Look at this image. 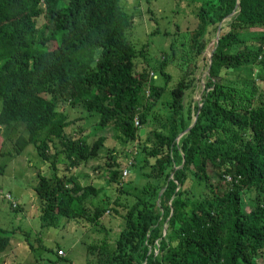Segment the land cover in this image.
<instances>
[{
  "label": "trees",
  "instance_id": "trees-1",
  "mask_svg": "<svg viewBox=\"0 0 264 264\" xmlns=\"http://www.w3.org/2000/svg\"><path fill=\"white\" fill-rule=\"evenodd\" d=\"M120 2L0 0V157L31 146L49 161L33 186L42 226L98 224L109 209L121 219L113 242L106 232L87 247L96 264H264V0H184L194 17L157 58L130 38L135 15ZM86 123L135 147L123 167H138V187L121 185L113 149L102 163L129 200L87 208L100 189L70 169L96 160L106 138ZM0 197L23 209L9 191ZM8 234L0 226V254ZM54 254L45 264L69 261Z\"/></svg>",
  "mask_w": 264,
  "mask_h": 264
},
{
  "label": "rangeland",
  "instance_id": "rangeland-1",
  "mask_svg": "<svg viewBox=\"0 0 264 264\" xmlns=\"http://www.w3.org/2000/svg\"><path fill=\"white\" fill-rule=\"evenodd\" d=\"M120 3L126 13L135 15L134 26L130 30L132 37H129L140 43H148L152 58H157L158 51L169 44L176 25L185 23L194 17L189 14L190 10L187 9L184 0H121ZM227 20L228 18L222 22L223 26L226 25ZM156 29L161 31V35L160 33L149 34ZM162 33H166L167 36ZM206 68L204 66L200 74V81L191 93L190 99L197 102L203 91L207 74ZM257 83L263 85L264 88V79L257 80ZM64 109L67 110L71 118L79 116L78 112L69 109L68 106H65ZM156 115L159 117L156 120H163L165 116L157 113ZM159 124L153 122V126ZM85 128L93 135H101L106 138L104 147L99 152L101 155L99 154L100 156L96 160H89L90 162L87 164L70 169L81 184L90 183L100 189L97 195L89 197L87 208L92 210L94 206L105 205L109 208L113 206V201L116 199L121 202L129 200L130 197L120 195L114 185H107L105 180L107 176L103 171L102 163L106 160L104 154L106 149H113L112 159H116L122 166L120 169L121 185L129 184L131 187H138L139 179L131 176L139 170L138 167L131 171L130 168L126 169L128 173L123 175L125 169L123 166L133 161L132 155L135 147H131L130 144L123 145L121 141L116 140L110 128L94 130L91 123H86ZM9 147L10 144H7L4 146V150H9ZM48 162L44 161L31 146L26 147L18 156L0 157V164L4 165V171L0 174V189L9 191L19 202V206L21 204L23 208L21 211H16L0 197V226L8 230L10 236L9 247L0 254V264H45L48 260L56 259L55 251L64 259L69 260L70 264H96L95 255L90 254L87 247L100 243L106 232L109 233L110 241L113 242L120 229L121 219L111 209L104 211L99 217L98 224H92L83 218L68 220L61 217L57 221L42 226L33 186L37 173H50ZM97 165L102 167L94 168ZM57 167L58 170H65L60 163H57ZM122 175L125 176V179L122 178ZM118 211L123 212V209L118 208ZM68 262L60 263L69 264Z\"/></svg>",
  "mask_w": 264,
  "mask_h": 264
},
{
  "label": "water",
  "instance_id": "water-1",
  "mask_svg": "<svg viewBox=\"0 0 264 264\" xmlns=\"http://www.w3.org/2000/svg\"><path fill=\"white\" fill-rule=\"evenodd\" d=\"M220 27H221V26H220ZM219 31H220V28H218V31H217V34H216V35H217L216 38L218 37ZM216 40H217V39H216ZM210 57H211V53H209V58H210ZM208 68H209V67H208ZM208 68H207V70H208ZM199 106H200V104H199ZM195 120H196V119L193 120V122H192V124L189 126V128L194 124ZM140 132H141V134H143V133H144V130L141 129Z\"/></svg>",
  "mask_w": 264,
  "mask_h": 264
},
{
  "label": "built area",
  "instance_id": "built-area-1",
  "mask_svg": "<svg viewBox=\"0 0 264 264\" xmlns=\"http://www.w3.org/2000/svg\"><path fill=\"white\" fill-rule=\"evenodd\" d=\"M128 172L126 170L123 171V175H126Z\"/></svg>",
  "mask_w": 264,
  "mask_h": 264
}]
</instances>
